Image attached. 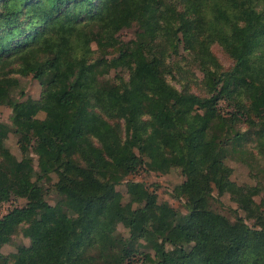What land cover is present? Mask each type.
Segmentation results:
<instances>
[{
    "label": "trees",
    "instance_id": "trees-1",
    "mask_svg": "<svg viewBox=\"0 0 264 264\" xmlns=\"http://www.w3.org/2000/svg\"><path fill=\"white\" fill-rule=\"evenodd\" d=\"M131 22L135 40L117 48L127 79L100 77L109 63L91 57L90 39L116 44ZM200 34L232 58L228 69L218 71ZM9 44L0 71L15 60L30 63L42 87L39 100L13 103L12 116L30 121L48 108L37 126L15 131L32 135L57 174L60 199L59 209L45 202L25 147L15 160L0 130V206L12 195L27 199L0 215V245L22 222L29 239L15 259L0 254V264H132L140 247L153 251L155 264H264V226L250 227L237 210L228 218L210 208L213 184L221 192L230 184L229 148L253 136L264 158V0H0V55ZM179 48L203 72L205 97L162 73L159 54ZM7 89L0 86V99ZM221 99L234 107L228 115L217 108ZM144 157L156 168L179 167L184 180L174 196L185 213L144 190L131 192L135 206L122 203L116 184ZM260 185L234 190L248 213Z\"/></svg>",
    "mask_w": 264,
    "mask_h": 264
},
{
    "label": "rangeland",
    "instance_id": "rangeland-1",
    "mask_svg": "<svg viewBox=\"0 0 264 264\" xmlns=\"http://www.w3.org/2000/svg\"><path fill=\"white\" fill-rule=\"evenodd\" d=\"M177 8L182 10V5L178 3ZM137 31L138 24L136 22H131L129 26L117 32L116 44H108L109 42L106 39H102L98 42L95 37L90 39L93 49L91 57L93 59L102 57L109 63L107 72L100 77L114 80L116 76H121L127 79L129 70L127 67H122L117 48L122 44L135 40ZM199 38L207 44L211 55L218 64V71H224L232 65V58L218 43L211 41L203 34H200ZM17 41L19 42V38ZM12 46L13 45L10 44L7 46L6 50L0 55L1 59L9 58L12 55ZM159 55L160 57H164L160 64L161 71L172 85L179 89L184 87L191 92H195L200 97H205L207 95L206 86L203 85L205 81L203 72L194 62L190 54L185 52L182 48H179L178 52L171 54V56L168 51ZM0 86H8L7 98L0 99V130L4 135V147L8 149L9 154H11L15 160H20L22 158V147H25L33 172L35 176L39 177L38 183L41 186L40 192L45 202L51 207L59 209L60 196L52 187L58 180L56 172L47 169V162L39 154V148L35 145L32 135L23 136V133L15 131L17 125L25 128L37 126L45 118L48 108H40L35 112L33 119L30 121H21L12 116L13 103L40 99L42 87L39 80L35 78V69L33 65L21 60H15L8 64L0 71ZM228 95L233 96L234 92L230 91ZM204 106L205 103L200 102L197 103L195 107L202 111ZM217 108L223 115H228L233 111L234 107L230 100L221 99L217 102ZM109 121L116 122V119L110 118ZM119 122L121 124L119 125L121 128L120 133H122L123 122ZM238 126L244 129L246 125L242 120L238 123ZM252 138L253 136H249L246 140L237 142L233 147L229 148L230 152L224 158V162L227 167L231 169L229 175L230 184L222 192L213 184L210 208L228 218H232L233 210H237L250 227L260 228L264 226V190L259 194L252 195V199L256 205V209L253 213H248L242 205L237 202L234 195V190L237 186H252L256 185L258 181L261 182V185L264 183V158L258 154L255 143L251 141ZM129 152L139 155L136 147L130 146ZM152 165L153 164H150V160L144 157V163L141 168L134 173L124 175L119 183L116 184L115 188L122 196V203H129L135 206L136 204L133 202L131 192L134 191L139 193L141 190H144L149 194L154 193L158 203H167L176 211L185 213L186 210L183 200L174 196L175 187L184 180V176L179 167L162 166L156 168ZM26 201L27 199L25 197L12 195L8 201L1 204L0 215L7 214L15 207H24ZM26 219H24V221H26ZM23 227L24 222L17 225L9 242L0 245V254L7 257L9 260L15 259L18 254V247L29 245V239L25 237L22 232ZM117 230L124 237L128 236L127 229L121 223L117 225ZM136 257L137 260L132 264H155L153 261V251L149 247H140Z\"/></svg>",
    "mask_w": 264,
    "mask_h": 264
}]
</instances>
